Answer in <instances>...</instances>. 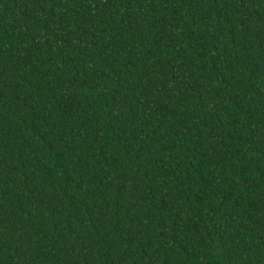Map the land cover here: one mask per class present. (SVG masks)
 <instances>
[{
    "label": "trees",
    "instance_id": "obj_1",
    "mask_svg": "<svg viewBox=\"0 0 264 264\" xmlns=\"http://www.w3.org/2000/svg\"><path fill=\"white\" fill-rule=\"evenodd\" d=\"M0 264H264V0H0Z\"/></svg>",
    "mask_w": 264,
    "mask_h": 264
}]
</instances>
